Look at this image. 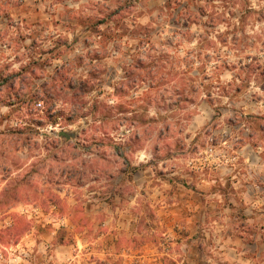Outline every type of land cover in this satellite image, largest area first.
<instances>
[{
	"label": "clouds",
	"instance_id": "obj_1",
	"mask_svg": "<svg viewBox=\"0 0 264 264\" xmlns=\"http://www.w3.org/2000/svg\"><path fill=\"white\" fill-rule=\"evenodd\" d=\"M0 264H264V0H0Z\"/></svg>",
	"mask_w": 264,
	"mask_h": 264
}]
</instances>
